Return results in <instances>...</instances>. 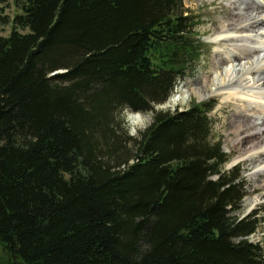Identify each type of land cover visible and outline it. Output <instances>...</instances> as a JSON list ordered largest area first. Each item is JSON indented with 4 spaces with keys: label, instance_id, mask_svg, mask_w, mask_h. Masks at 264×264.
I'll use <instances>...</instances> for the list:
<instances>
[{
    "label": "trees",
    "instance_id": "obj_1",
    "mask_svg": "<svg viewBox=\"0 0 264 264\" xmlns=\"http://www.w3.org/2000/svg\"><path fill=\"white\" fill-rule=\"evenodd\" d=\"M0 14V244L8 264H264L213 101L156 110L203 48L184 0H13ZM7 5L10 0H0ZM125 110L153 111L123 137Z\"/></svg>",
    "mask_w": 264,
    "mask_h": 264
},
{
    "label": "rangeland",
    "instance_id": "obj_2",
    "mask_svg": "<svg viewBox=\"0 0 264 264\" xmlns=\"http://www.w3.org/2000/svg\"><path fill=\"white\" fill-rule=\"evenodd\" d=\"M234 1L237 0H184L185 7L192 12L194 19L198 21V37L196 38H199L204 54L195 65L194 72L190 73L184 80H181L170 98L166 102L156 105L155 109L175 110L179 108L182 110L190 107L192 104H201L210 100L217 103L214 110L210 112V116L213 120V139L222 140L223 150L229 157L223 165V170H228L236 165H242L247 182V195L243 199V208L240 212V216L242 218L252 211L259 212L258 215L262 221L258 231L251 236V240L254 242L260 241L264 244V172L258 174L255 172L259 167L264 166V155L257 160L245 154V149L249 148L251 143L240 144L237 140V134L234 131L237 113L244 112V110H242L243 108L247 110L245 112L249 115H255V111H252L253 108L249 105L242 107L236 102V98L230 97L228 90L220 92L215 90L217 83L227 85L230 81V83L238 82L246 84L249 81H253L252 75L248 72H238L241 69V66L238 65L240 62L239 60L231 58V60L223 66L215 64L216 54L219 53L222 57L230 56L232 55L231 52L234 50L233 43L228 41H224V43L219 45H213L216 39L225 35L222 33L223 31L220 27L230 23V17L235 13L234 5L231 4ZM254 1L262 4L261 11L258 13L261 17H264V0ZM18 12H21V10L15 5L13 0H10V3L7 5L0 3L1 15L13 17ZM252 13L256 15L255 11H251L249 14ZM12 28V23L0 26V36H8ZM261 31H264V28H262ZM255 45L263 49L264 39L259 40ZM260 58H264V51L261 52L260 55H256L253 61L257 62L261 60ZM241 62L243 65L245 64L246 67L249 65L246 63L248 62L247 59H243ZM212 81H214L215 84H212ZM177 91L184 93L186 97L184 103L179 102V100L173 102V99H175L177 95H180ZM177 99H180V97L177 96ZM131 114H140L143 123L133 124V119H130ZM153 115V111L142 113L132 112L130 110L124 111L121 115L123 121L120 124L121 128L119 131L123 137H127V143L130 142L128 136H140L141 131H144L152 123ZM11 260V256L0 244V264H8Z\"/></svg>",
    "mask_w": 264,
    "mask_h": 264
},
{
    "label": "bare ground",
    "instance_id": "obj_3",
    "mask_svg": "<svg viewBox=\"0 0 264 264\" xmlns=\"http://www.w3.org/2000/svg\"><path fill=\"white\" fill-rule=\"evenodd\" d=\"M231 4L234 5L235 13L230 17L228 25L220 27L223 31L222 33L225 35L216 39L213 45H219L224 43V41H228L233 43L234 50L230 56L222 57L221 54H216L215 64L223 66L231 58L239 60L238 65L241 66V69L238 72L244 73L245 71L251 74L253 83L251 81L246 84L238 82L230 83V81L227 85L217 83L215 90L218 92L228 90L230 97L236 98V102L242 107L249 105L253 108L252 111H255V115H249L245 112L247 110L243 108L244 112L237 113L234 131L240 144L251 143L250 147L245 149V154L258 160L264 155V58H260L261 60L257 62L253 60L256 55H260L264 51V48L262 49L258 45H255L259 40L264 39V31H261L264 28V17H261L258 13L261 11L262 4L254 0H237ZM251 11H255L256 15H253V13L249 14ZM243 59H247L248 62L246 63L249 64L247 67L245 64H242L241 60ZM211 83L215 84L214 81ZM177 93L180 94L177 95L180 99H177L176 96L173 102L179 100V102L184 103L186 101L184 93L180 91H177ZM130 119H133V124L143 123L140 114H131ZM255 172L257 174L264 172V166L259 167Z\"/></svg>",
    "mask_w": 264,
    "mask_h": 264
}]
</instances>
